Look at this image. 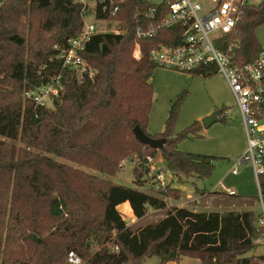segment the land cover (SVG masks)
<instances>
[{"label":"trees","instance_id":"16d2710c","mask_svg":"<svg viewBox=\"0 0 264 264\" xmlns=\"http://www.w3.org/2000/svg\"><path fill=\"white\" fill-rule=\"evenodd\" d=\"M138 3L126 0L118 15L125 20L120 24L124 34H95L87 42L82 56L95 74L77 83L61 67L57 55L81 28L79 5L74 0H3L0 264H67L69 251L84 264H143L151 256L158 264H167L183 255L198 259L200 264L252 259L245 255L255 248L262 229L255 226L251 209L206 212L167 208L165 200L158 197L167 189L149 186L147 192L116 184L110 178L124 159L136 155L139 164L144 163L145 156L156 150L161 151L166 168L179 176L208 177L220 158L177 149L181 139L203 136L200 121L173 135L179 98L171 103L164 130L157 135L147 133L153 101L151 77L157 67L150 61L149 51L159 45L179 44L182 29L176 25L156 36L137 38L136 26L146 23L143 15L134 16ZM142 4L144 9L149 6ZM164 11L165 7L158 6L150 20H159ZM261 27L264 0L242 7L234 29L216 40V47L232 65L248 63L260 49L256 30ZM136 42L138 59L133 56ZM188 73L210 77L218 70L208 63ZM58 74L64 90L51 108L35 106L23 97L25 90ZM135 126L148 136L165 139L162 149L140 143L133 134ZM137 172L134 167L133 174ZM258 182L264 198V173ZM178 198V193L173 196ZM123 202L129 203L137 219L144 218L149 208L165 212L156 222L132 230L118 210Z\"/></svg>","mask_w":264,"mask_h":264},{"label":"built area","instance_id":"2783aa9c","mask_svg":"<svg viewBox=\"0 0 264 264\" xmlns=\"http://www.w3.org/2000/svg\"><path fill=\"white\" fill-rule=\"evenodd\" d=\"M80 8L82 25L75 35L67 39L66 45L59 49L57 58L68 76L77 83L93 78L95 69L91 67L82 53L87 42L95 34L111 33L124 34L119 19L126 6V0H74ZM138 1L134 16L143 15L144 25L135 28L137 38L156 36L160 30L180 26L182 29L181 42L175 46L159 45L149 51V59L159 67L178 71H191L201 65L213 63L226 79L233 94L236 108L243 124L246 149L239 156L231 170L237 175V167L249 163L258 183L256 202L259 213L255 226L262 229L264 236V198L259 188L258 177L264 173V129L259 124V117L264 108V42L256 57L241 66H234L229 58L216 47V40L232 32L240 18L242 7L250 4L248 0H133ZM3 0H0V6ZM149 4L148 8L141 5ZM158 6L165 7L159 20L151 21ZM140 10H144L143 12ZM157 16V15H156ZM140 17V16H139ZM138 17V18H139ZM159 18V17H158ZM143 18L140 19L142 21ZM58 49L57 45L55 46ZM140 47L136 42L133 56L138 58ZM62 76L51 77L44 84L34 86L23 92V97L35 106H45L46 99L53 103L63 92ZM144 162V173L149 174L148 180L153 190L165 189L169 178L174 176L166 167ZM169 177V178H168ZM227 195H236L232 189L225 188L219 183ZM264 247V243H263ZM117 250V247L114 248ZM253 256L248 261L239 260L230 264H264V251L248 255ZM67 264H84L74 252L69 251Z\"/></svg>","mask_w":264,"mask_h":264},{"label":"rangeland","instance_id":"374dc122","mask_svg":"<svg viewBox=\"0 0 264 264\" xmlns=\"http://www.w3.org/2000/svg\"><path fill=\"white\" fill-rule=\"evenodd\" d=\"M248 1L250 4L256 5L261 0ZM256 35L259 42L263 43L264 27L257 29ZM151 84L153 86V101L146 128L150 135H157L164 130V123L171 103L178 98L180 106L173 135L179 134L194 121H200L204 116L200 117L198 111L205 105L212 106V111L224 109V114H226L224 120L216 121L208 128H203L200 132L202 137L189 136L177 143V149L183 152L220 157L215 161L211 175L200 178L195 175L187 177L172 173L175 177H168L169 183L165 188L167 191L158 197L165 200L167 208L178 206L206 212L251 209L256 221V216L259 213L256 200L251 201L245 197L243 199L239 197H256L258 194V186L251 165L249 163L240 164L237 167V175L231 173L236 159L242 155L241 152L245 149L246 142L239 113L233 104L234 97L224 76L219 72L210 77L192 76L186 71L157 66L151 77ZM46 105L49 108L53 106L47 99ZM147 157L150 158V160L147 159L148 163L152 162L154 165L166 167L160 150H156L154 155H146L145 160ZM139 162L136 155L124 159L115 176L110 177L111 180L116 184L129 187L137 184L141 190L149 192L150 182L147 179L149 174L144 173V163L139 164ZM134 167L138 168L137 174H133ZM220 180H223L226 187L234 189L238 197H228L226 194L217 192L221 190L218 187ZM177 193L179 198L174 200L173 196H176ZM164 212V210L149 208L142 219H137L134 215L123 214L122 216L126 224L135 230L148 223L156 222ZM255 242V248L248 252V255L264 251V236L261 235ZM143 264H158V261L156 257L151 256L146 257ZM167 264H200V262L198 259L183 255L179 257L178 261Z\"/></svg>","mask_w":264,"mask_h":264},{"label":"water","instance_id":"95a60500","mask_svg":"<svg viewBox=\"0 0 264 264\" xmlns=\"http://www.w3.org/2000/svg\"><path fill=\"white\" fill-rule=\"evenodd\" d=\"M220 110H214L210 114L205 115L200 119V124L203 128H208L212 123L219 120ZM133 134L135 138L142 144H145L154 149H162L165 139L162 138H153L148 136L145 132H143L139 126H135L133 128Z\"/></svg>","mask_w":264,"mask_h":264},{"label":"crops","instance_id":"0c3cea01","mask_svg":"<svg viewBox=\"0 0 264 264\" xmlns=\"http://www.w3.org/2000/svg\"><path fill=\"white\" fill-rule=\"evenodd\" d=\"M233 104H234V107H235V109L237 110V108H236V105H235V101H233ZM213 110V107L211 106H208V105H205V106H203V108H201L199 111H198V114H199V116L201 117V116H205V115H208V114H210V112ZM217 110V109H216ZM218 110H220V113H221V109H218ZM224 110V109H223ZM237 112H238V110H237ZM219 113V116L218 117H220V116H222L224 119H225V117H226V114H224V111L222 112V114H220ZM239 113V112H238ZM238 116L240 117V115L238 114ZM220 119V118H219ZM259 124H260V126H261V128L262 129H264V108H263V111H262V113H261V115L259 116ZM219 121V120H218ZM240 123H241V125H242V127H243V124H242V122H241V120H240ZM205 129V128H204ZM202 130H203V127H202ZM243 130H244V128H243ZM245 134V133H244ZM245 142H246V138H245ZM245 149H246V144H245ZM245 149H244V151H245ZM244 151H240L242 154H243V152ZM240 153V154H241ZM163 159V158H162ZM164 160V159H163ZM253 170V169H252ZM254 173V172H253ZM174 177H175V175H174ZM256 179V178H255ZM219 183H222L223 185H224V187L225 188H228V189H232V188H229V187H226L225 186V184H224V182H223V180H220V181H218ZM256 182H257V180H256ZM219 183H218V187H220L221 188V186L219 185ZM257 186H258V183H257ZM133 187H136V188H138V189H140L138 186H133ZM180 187V186H179ZM180 189H181V187H180ZM141 190V189H140ZM232 190H234V189H232ZM203 191V190H202ZM235 191V190H234ZM213 192H215V191H213ZM217 192H221V193H223V194H226L227 195V193H226V191L225 190H223L222 188H221V190H219V191H217ZM237 195V194H236ZM118 210L120 211V213L123 215H127V216H131V215H133V213H132V210H131V207H130V205H129V203L128 202H123L122 204H120L119 205V207H118ZM195 211V210H194Z\"/></svg>","mask_w":264,"mask_h":264}]
</instances>
